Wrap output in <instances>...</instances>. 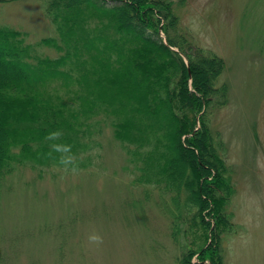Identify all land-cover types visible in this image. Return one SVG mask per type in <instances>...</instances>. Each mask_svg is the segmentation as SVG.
<instances>
[{
    "label": "trees",
    "instance_id": "1",
    "mask_svg": "<svg viewBox=\"0 0 264 264\" xmlns=\"http://www.w3.org/2000/svg\"><path fill=\"white\" fill-rule=\"evenodd\" d=\"M44 2L58 35L39 43L59 56L37 54L26 32L0 24V179L20 165L60 164L54 144L81 153L107 117L133 182L146 196L159 190L178 230L198 236L178 263L226 264L235 186L212 125L229 98L224 58L193 40L175 0Z\"/></svg>",
    "mask_w": 264,
    "mask_h": 264
},
{
    "label": "rangeland",
    "instance_id": "2",
    "mask_svg": "<svg viewBox=\"0 0 264 264\" xmlns=\"http://www.w3.org/2000/svg\"><path fill=\"white\" fill-rule=\"evenodd\" d=\"M175 2L193 40L225 60L219 84L229 98L212 125L235 186L226 264H264V0ZM0 24L26 32L37 54L59 56L39 43L58 35L44 0L0 1ZM99 119L72 164L20 165L0 179V264H179L198 239L178 230L159 190L146 196L133 182L127 147ZM92 232L99 247L88 243Z\"/></svg>",
    "mask_w": 264,
    "mask_h": 264
},
{
    "label": "clouds",
    "instance_id": "3",
    "mask_svg": "<svg viewBox=\"0 0 264 264\" xmlns=\"http://www.w3.org/2000/svg\"><path fill=\"white\" fill-rule=\"evenodd\" d=\"M60 135V132H53L50 133L47 138L49 140H56L60 137ZM52 147L55 152L61 153L59 161L61 165L67 167L68 165L73 163L74 158L71 155H68L71 152V146L63 144H54ZM74 170L75 169H73V171ZM87 239L89 244L95 245L97 247L103 244V237L97 232L90 233Z\"/></svg>",
    "mask_w": 264,
    "mask_h": 264
}]
</instances>
